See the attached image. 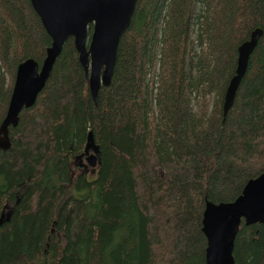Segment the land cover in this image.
Instances as JSON below:
<instances>
[{
  "label": "trees",
  "instance_id": "1",
  "mask_svg": "<svg viewBox=\"0 0 264 264\" xmlns=\"http://www.w3.org/2000/svg\"><path fill=\"white\" fill-rule=\"evenodd\" d=\"M262 34L233 102L236 47ZM90 25L87 28V35ZM50 38L29 0H0V122L16 65ZM93 175L71 161L86 133ZM0 150V264H205L204 200L264 170V0H136L94 103L71 37ZM235 264H264V223L239 224Z\"/></svg>",
  "mask_w": 264,
  "mask_h": 264
},
{
  "label": "water",
  "instance_id": "2",
  "mask_svg": "<svg viewBox=\"0 0 264 264\" xmlns=\"http://www.w3.org/2000/svg\"><path fill=\"white\" fill-rule=\"evenodd\" d=\"M135 2L136 0H29L50 38V43L39 64L32 58H26L15 67L5 114L0 122V150L10 146L8 127H15L21 109L34 103L50 75L63 43L69 37L86 77L89 95L96 103L99 87L107 86L110 82L118 40L129 25ZM88 25L90 31L87 35ZM261 34L260 28H254L248 38L236 47L234 72L223 93V115L233 102L248 56ZM97 152L92 132L88 130L83 152L75 158L80 159L85 154V165L94 168L98 164ZM240 222L244 225L264 223V170L248 179L233 200H204L200 231L205 240V264H235L232 247Z\"/></svg>",
  "mask_w": 264,
  "mask_h": 264
},
{
  "label": "flooded vegetation",
  "instance_id": "3",
  "mask_svg": "<svg viewBox=\"0 0 264 264\" xmlns=\"http://www.w3.org/2000/svg\"><path fill=\"white\" fill-rule=\"evenodd\" d=\"M85 157H86V155L83 154V155L80 157V159H79V158H78V159L75 158V160L73 159V160L71 161V163H72L73 165H75V167H76L77 169H79V172L84 173V174H86L87 176H91V175L94 174L96 167H95V168H92V167H90V166H88V165H85V164H86V162H85ZM87 170H88V171H87Z\"/></svg>",
  "mask_w": 264,
  "mask_h": 264
},
{
  "label": "rangeland",
  "instance_id": "4",
  "mask_svg": "<svg viewBox=\"0 0 264 264\" xmlns=\"http://www.w3.org/2000/svg\"><path fill=\"white\" fill-rule=\"evenodd\" d=\"M95 168V167H94ZM76 171L79 172V169L76 168ZM88 171V170H87Z\"/></svg>",
  "mask_w": 264,
  "mask_h": 264
}]
</instances>
